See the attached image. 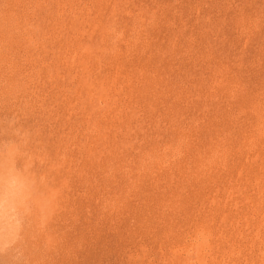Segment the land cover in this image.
<instances>
[{"label":"rangeland","instance_id":"374dc122","mask_svg":"<svg viewBox=\"0 0 264 264\" xmlns=\"http://www.w3.org/2000/svg\"><path fill=\"white\" fill-rule=\"evenodd\" d=\"M13 132L61 193L18 264H264V0H0Z\"/></svg>","mask_w":264,"mask_h":264},{"label":"clouds","instance_id":"9594fccd","mask_svg":"<svg viewBox=\"0 0 264 264\" xmlns=\"http://www.w3.org/2000/svg\"><path fill=\"white\" fill-rule=\"evenodd\" d=\"M29 143L28 133L0 140V255L8 264H18L23 256L27 230L45 227L59 208L61 193L39 170Z\"/></svg>","mask_w":264,"mask_h":264}]
</instances>
